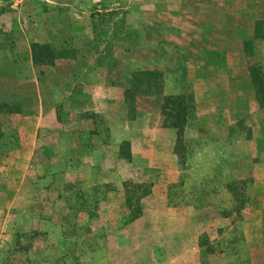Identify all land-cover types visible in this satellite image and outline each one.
Wrapping results in <instances>:
<instances>
[{"label": "rangeland", "instance_id": "rangeland-1", "mask_svg": "<svg viewBox=\"0 0 264 264\" xmlns=\"http://www.w3.org/2000/svg\"><path fill=\"white\" fill-rule=\"evenodd\" d=\"M241 2L0 0V264H264V111L229 66L261 59ZM32 43L60 56L34 64ZM137 70L159 84L129 104Z\"/></svg>", "mask_w": 264, "mask_h": 264}, {"label": "trees", "instance_id": "trees-1", "mask_svg": "<svg viewBox=\"0 0 264 264\" xmlns=\"http://www.w3.org/2000/svg\"><path fill=\"white\" fill-rule=\"evenodd\" d=\"M60 56V52H56L47 44H31V59L34 64L50 63L56 57ZM255 75V74H252ZM159 74L157 71L152 70H137L131 73L129 79V86L123 91L124 101L131 104L136 94H142L148 92L154 87H158ZM255 77V76H254ZM257 82L260 83V78L256 76ZM145 87L142 89L141 87ZM162 114L163 126L174 127L179 130L183 126L186 120L187 103L184 101V97L181 95H167L162 98ZM144 192L142 193V195ZM134 202L131 203L130 197H126V206L130 208L129 219L135 218L139 211L138 196H133Z\"/></svg>", "mask_w": 264, "mask_h": 264}, {"label": "crops", "instance_id": "crops-1", "mask_svg": "<svg viewBox=\"0 0 264 264\" xmlns=\"http://www.w3.org/2000/svg\"><path fill=\"white\" fill-rule=\"evenodd\" d=\"M241 4L244 7L240 10L243 19L250 21V25L246 26V35L243 41H249L253 46L254 55L260 56L261 59H258V62L254 65L241 64L240 62L229 64L233 71L232 90H235V85H238L237 83L242 80L247 99L252 102L257 111H264V79L263 81L260 80V83L256 79V76L264 78V0H242ZM237 52L236 54L242 59L244 51L240 49Z\"/></svg>", "mask_w": 264, "mask_h": 264}]
</instances>
